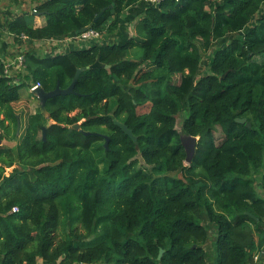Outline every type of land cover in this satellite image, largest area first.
<instances>
[{
	"label": "trees",
	"instance_id": "trees-1",
	"mask_svg": "<svg viewBox=\"0 0 264 264\" xmlns=\"http://www.w3.org/2000/svg\"><path fill=\"white\" fill-rule=\"evenodd\" d=\"M39 1L1 31L78 45L21 50L16 77L0 50V140L15 142L0 145V264L264 262V0ZM79 69L75 94L49 99L48 116L39 105L20 133L21 87L66 89ZM181 135L199 138L191 165Z\"/></svg>",
	"mask_w": 264,
	"mask_h": 264
},
{
	"label": "rangeland",
	"instance_id": "rangeland-1",
	"mask_svg": "<svg viewBox=\"0 0 264 264\" xmlns=\"http://www.w3.org/2000/svg\"><path fill=\"white\" fill-rule=\"evenodd\" d=\"M10 3H12V4L9 5V9L10 10L13 9V14H14L13 16L14 17L22 15L24 13L26 15H30V14L35 12V10H34L35 9V7H34L35 1L34 0H17V1H12ZM1 17H2V19H0V20L4 21V17L3 16H1ZM32 21H33L34 27H36V26L42 27L46 23L44 18L37 15V14L32 19ZM135 21L136 20L133 21V24L128 26L130 35H134V32H135L134 24L136 23ZM43 22H44V24L42 25L41 23H43ZM9 36L10 35L6 34L4 37L5 40L8 42V44L6 46L7 47V49H6L7 57L4 58L3 61L5 62L6 66H9V68L11 66L12 69L9 70V72H10V74H13V75L15 74V77H16V73L18 71L22 70L20 67V63H19V57H20L19 55H20L21 50L23 52L30 50V51L36 52L40 56L54 55V54L62 53V52L69 50L66 47L67 42L58 43V42L51 41V40H48V41L45 40L43 42L42 41H40V42L36 41L33 43H29L26 39H23V41L20 44L19 42L16 41L15 36H11V39L8 38ZM98 41H100L102 43V42H104V38L101 37L100 39H98ZM3 44H2V41L0 40V50H2V49L4 50L3 46H5V44L4 45ZM141 56H142L141 51L138 48H135L134 50L130 51V54H129V58L132 60H136V61L140 60ZM206 62H207V60L205 59L204 63H206ZM14 63H15V65H14ZM175 82L180 83V76L175 77ZM20 93H21L22 98H21L20 102L14 104V108L16 109V111L18 113H23V121L21 122V128H20V133H21L22 127L26 124V120H27L28 115L30 113H33L36 111V109L40 105V102L35 97V95L31 93L28 86H22L20 89ZM148 110H149V106H144V107L139 108L137 111L139 114H143V113L148 112ZM50 124H52V121H50L48 123V125H50ZM178 129H179V127H178ZM216 137L218 139H221V134L219 131L216 133ZM3 144L8 145V146H14L15 142H8V141L4 140ZM138 159L140 161V164H139L140 167L151 170V167L147 166L145 164V162L140 157ZM13 169H14V167L8 168L6 170V175L9 176L10 173L13 171ZM175 177H182V175L176 174ZM211 247H212V243H209L207 245V249L210 252V256L212 258ZM262 264H264V262Z\"/></svg>",
	"mask_w": 264,
	"mask_h": 264
},
{
	"label": "water",
	"instance_id": "water-1",
	"mask_svg": "<svg viewBox=\"0 0 264 264\" xmlns=\"http://www.w3.org/2000/svg\"><path fill=\"white\" fill-rule=\"evenodd\" d=\"M103 12L104 11H102L95 18V22L102 16ZM82 32H84V30ZM107 68H109V66ZM83 71H84V69H79L77 71L75 78L73 79V82L66 89H62L60 87V85L58 84L54 90L49 91V92L45 91L42 87L34 90L33 94L38 98V100L40 102V108H41V110L45 116H48L47 109H46V103L49 99H53V98L60 96V95L67 96V95L75 94V90H74L75 85H76V83H77V81H78V79H79V77ZM236 122H238L240 124H245L246 127L249 129L252 128L251 123L247 122V119H239L238 118V119H236ZM115 124L117 126H119L125 134L130 136L133 141L137 140L135 135L133 134V132L125 124H123L119 121H115ZM49 126L50 125H46L43 127L42 137H43L44 142L46 141L47 129ZM20 128H21V123H20V120L18 117V129L20 130ZM72 129L79 130L80 124L74 125ZM82 132L84 135H86L88 137L91 136V133H89V132H84V131H82ZM98 136H101L103 139H105V141H106L105 147H106V149H108L110 138L108 136H105V135H98ZM180 140H181L182 146L184 147V149L186 151V163H187V165H191L193 163L195 157H196V154H197L196 150H197L199 138L194 137V136H189V135H181ZM2 144H3V141L0 140V145H2ZM162 254H163V250L161 251L160 256Z\"/></svg>",
	"mask_w": 264,
	"mask_h": 264
},
{
	"label": "built area",
	"instance_id": "built-area-1",
	"mask_svg": "<svg viewBox=\"0 0 264 264\" xmlns=\"http://www.w3.org/2000/svg\"><path fill=\"white\" fill-rule=\"evenodd\" d=\"M146 3L151 4V5H158L162 2H164L165 0H144ZM176 2H180V0H174ZM26 39V37H24ZM77 39L81 40V41H86V42H90V41H94L97 40L99 38H101L100 33H98L97 31L94 30H87L81 33V35L79 37H76ZM19 63H20V67L23 66L24 63V57L20 56L19 57ZM15 65V63H14ZM11 67V66H10ZM6 71L9 72V66H6ZM40 84H36L33 87H31V92L33 93L35 89L40 88ZM18 208H14L13 212H18ZM255 261H257V258L255 259ZM252 264V263H250Z\"/></svg>",
	"mask_w": 264,
	"mask_h": 264
},
{
	"label": "crops",
	"instance_id": "crops-1",
	"mask_svg": "<svg viewBox=\"0 0 264 264\" xmlns=\"http://www.w3.org/2000/svg\"><path fill=\"white\" fill-rule=\"evenodd\" d=\"M12 1H17V0H0V19H2V17L1 16H3L4 18L7 16V17H12L14 14H13V9L12 10H10L9 9V5L10 4H12V3H10V2H12ZM35 1V4H34V7H36V3H37V1L38 0H34ZM41 1V0H40ZM39 1V2H40ZM33 7V8H34ZM44 20L46 21V18H44ZM44 21V22H45ZM44 22L43 23H41L42 25L44 24ZM41 26V25H40ZM36 27H38V26H36ZM6 34H8V35H10L9 33H7V31L6 30H4V31H1V29H0V40L2 41V44L4 43H6V44H8V42L5 40V35ZM11 36L12 35H10L8 38L9 39H11ZM105 41V40H104ZM55 42H58V41H55ZM65 42H67V45H66V47L68 48V49H70V48H72L74 45H78L76 42H75V39H73V38H68V39H66L65 40ZM59 43V42H58ZM3 44V45H4ZM263 263V262H262ZM262 263H259V264H262Z\"/></svg>",
	"mask_w": 264,
	"mask_h": 264
},
{
	"label": "clouds",
	"instance_id": "clouds-1",
	"mask_svg": "<svg viewBox=\"0 0 264 264\" xmlns=\"http://www.w3.org/2000/svg\"><path fill=\"white\" fill-rule=\"evenodd\" d=\"M32 93V92H31Z\"/></svg>",
	"mask_w": 264,
	"mask_h": 264
}]
</instances>
